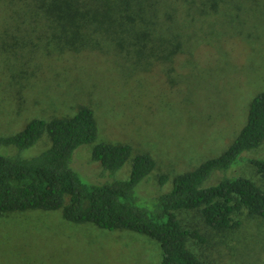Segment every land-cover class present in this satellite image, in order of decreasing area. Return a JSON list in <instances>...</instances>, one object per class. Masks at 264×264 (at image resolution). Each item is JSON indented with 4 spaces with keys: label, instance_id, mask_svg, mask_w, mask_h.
<instances>
[{
    "label": "rangeland",
    "instance_id": "1",
    "mask_svg": "<svg viewBox=\"0 0 264 264\" xmlns=\"http://www.w3.org/2000/svg\"><path fill=\"white\" fill-rule=\"evenodd\" d=\"M231 1L239 7H222L188 22L185 45L171 61L133 72V64L98 51L47 49L38 37L39 24L35 30L12 26L16 16L0 0V135L20 131L33 118L71 116L80 106H89L97 124L96 138L74 149L71 167L85 182L126 179L134 155L149 153L156 165L136 184L134 203L152 209L155 198L171 190L175 175L229 146L246 121L251 99L264 90V0ZM100 142L131 146L130 157L113 174L91 159ZM49 145L44 132L19 153L38 155ZM16 151L13 146L0 147L1 153ZM251 157H264V140L243 152L234 170L264 189V175L254 170ZM160 174L168 176L163 183L158 181ZM209 182L210 178L206 185ZM177 215L186 228L207 236L198 247L191 241L205 259L264 264V232L252 230L259 226L242 225L246 228L228 255L229 250L215 247L218 238L206 232L197 210L181 209ZM233 216L243 220L247 213L243 209ZM160 260V245L148 235L71 222L62 217L61 208L0 216V264H159Z\"/></svg>",
    "mask_w": 264,
    "mask_h": 264
},
{
    "label": "trees",
    "instance_id": "2",
    "mask_svg": "<svg viewBox=\"0 0 264 264\" xmlns=\"http://www.w3.org/2000/svg\"><path fill=\"white\" fill-rule=\"evenodd\" d=\"M3 1L4 8L16 16L12 26L35 30L39 24L42 33L38 37L44 39L47 49L98 51L133 64V72L169 62L181 52L188 22L222 7H239L231 0ZM44 132L50 145L38 155L21 156L19 151L34 145ZM96 134L93 110L82 105L71 116L47 121L33 118L20 131L0 135V147L18 150L13 154L0 152V216L27 209L61 208L62 217L71 222L148 235L160 245L159 264H221L192 248L193 242L196 247L205 243L207 236L183 225L177 215L181 209L197 210L206 232L218 238L215 247L229 250L228 255L234 250L231 244L239 239L235 230L243 222L233 214L245 209V218H264V189L234 171L243 152L264 140V90L251 99L246 121L229 146L218 156L175 175L171 190L158 195L152 209L134 203L136 184L156 165L149 153L134 155L126 179L85 182L71 167L74 149L93 141ZM130 154L129 144L100 142L93 147L91 159L113 174ZM248 161L264 175V157ZM167 178L160 174L158 181L163 183Z\"/></svg>",
    "mask_w": 264,
    "mask_h": 264
},
{
    "label": "crops",
    "instance_id": "3",
    "mask_svg": "<svg viewBox=\"0 0 264 264\" xmlns=\"http://www.w3.org/2000/svg\"><path fill=\"white\" fill-rule=\"evenodd\" d=\"M242 221H245V222L240 223V227H238V229L235 230V233L240 234V232L244 231L246 227H243L242 225H245V224H246V226L257 225L260 228L253 227L252 230L264 232V218H262V217H249V218L243 219Z\"/></svg>",
    "mask_w": 264,
    "mask_h": 264
}]
</instances>
